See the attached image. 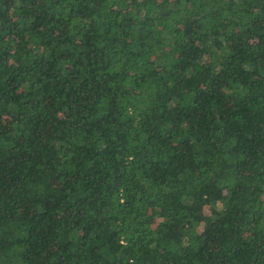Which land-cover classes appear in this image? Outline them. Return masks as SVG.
I'll list each match as a JSON object with an SVG mask.
<instances>
[{
    "label": "trees",
    "instance_id": "obj_1",
    "mask_svg": "<svg viewBox=\"0 0 264 264\" xmlns=\"http://www.w3.org/2000/svg\"><path fill=\"white\" fill-rule=\"evenodd\" d=\"M0 264H264V0H0Z\"/></svg>",
    "mask_w": 264,
    "mask_h": 264
}]
</instances>
